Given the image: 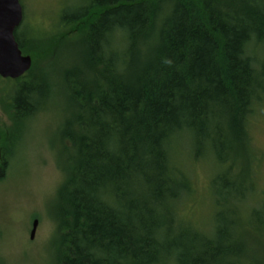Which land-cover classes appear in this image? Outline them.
<instances>
[{
	"label": "trees",
	"instance_id": "obj_1",
	"mask_svg": "<svg viewBox=\"0 0 264 264\" xmlns=\"http://www.w3.org/2000/svg\"><path fill=\"white\" fill-rule=\"evenodd\" d=\"M87 2L61 15L70 32H15L33 60L14 80L15 141L52 91L37 57L50 63L68 44L75 51L55 68L64 181L51 264H264L252 248L264 241V203L250 212L253 228L239 218L245 188L227 177L233 155L254 156L248 126L264 102V0ZM5 135L0 179L11 154ZM184 137L195 159L212 154L229 168L213 181L220 201L210 233L179 217L177 204L193 191L175 158Z\"/></svg>",
	"mask_w": 264,
	"mask_h": 264
},
{
	"label": "rangeland",
	"instance_id": "obj_2",
	"mask_svg": "<svg viewBox=\"0 0 264 264\" xmlns=\"http://www.w3.org/2000/svg\"><path fill=\"white\" fill-rule=\"evenodd\" d=\"M19 1L24 19L18 31L28 39H43L59 31L70 32L69 27H61V15L64 12L72 14L77 7L88 3L87 0ZM57 55L50 63L43 61L42 56L37 57L38 68L47 70L45 81L52 91L44 110L25 120L16 131V141L11 137V132H15L11 98L17 90L14 80L0 77V134L5 132V147L11 150L6 176L0 179V264H51V241L57 227L51 215L56 192L64 181L58 166L62 162L59 156L62 157L63 149L59 136L63 98L55 68L70 65L75 51L68 44ZM41 84V80L35 82L36 86ZM248 131L254 156L250 154L243 159L233 155L235 168L230 173L228 165H221L212 154L195 159L187 137L180 142L175 158L178 164L181 163L182 170H186L193 191L181 199L177 209L179 217L195 229L212 231L220 201L213 183L218 175L228 172L229 183L235 184V188H245L239 217L244 222L252 223L251 210L264 203V102L254 108ZM0 147L4 148L3 145ZM63 163L66 166L64 160ZM35 220L39 224L34 239H31ZM251 226L258 228L254 223ZM248 230L257 236L255 229ZM259 236L262 238L264 234ZM262 242H253L252 248L264 255Z\"/></svg>",
	"mask_w": 264,
	"mask_h": 264
},
{
	"label": "water",
	"instance_id": "obj_3",
	"mask_svg": "<svg viewBox=\"0 0 264 264\" xmlns=\"http://www.w3.org/2000/svg\"><path fill=\"white\" fill-rule=\"evenodd\" d=\"M24 19L19 0H0V77L17 80L32 67L31 56L24 55L15 38V32ZM38 220L33 223L31 239H34Z\"/></svg>",
	"mask_w": 264,
	"mask_h": 264
},
{
	"label": "bare ground",
	"instance_id": "obj_4",
	"mask_svg": "<svg viewBox=\"0 0 264 264\" xmlns=\"http://www.w3.org/2000/svg\"><path fill=\"white\" fill-rule=\"evenodd\" d=\"M21 26V25H20ZM33 61V60H32Z\"/></svg>",
	"mask_w": 264,
	"mask_h": 264
}]
</instances>
